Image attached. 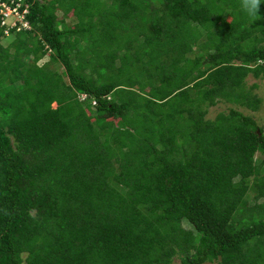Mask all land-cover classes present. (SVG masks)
Instances as JSON below:
<instances>
[{
    "label": "trees",
    "instance_id": "obj_1",
    "mask_svg": "<svg viewBox=\"0 0 264 264\" xmlns=\"http://www.w3.org/2000/svg\"><path fill=\"white\" fill-rule=\"evenodd\" d=\"M2 1L0 264H264V0Z\"/></svg>",
    "mask_w": 264,
    "mask_h": 264
},
{
    "label": "rangeland",
    "instance_id": "obj_2",
    "mask_svg": "<svg viewBox=\"0 0 264 264\" xmlns=\"http://www.w3.org/2000/svg\"><path fill=\"white\" fill-rule=\"evenodd\" d=\"M69 16L67 18H64L65 21L67 22V24H73L76 22L75 17L71 14V12L68 13ZM57 15L59 17H63V13L61 10H57ZM15 19V17L13 15L8 16L7 17V21L10 22V24L13 22V20ZM2 43L5 45L8 43V41H5L3 39ZM8 40V39H7ZM45 60H47V57H44L42 60H40L38 63L41 64L43 63ZM54 68V67H53ZM59 69V68H58ZM255 84L256 86H254V88L252 89V91L254 93H256L260 98H261V103L259 106V109L256 111H252L246 107H239L244 113L246 114H250L252 115L255 120L257 121V123L259 125H261L264 128V76H259V77H255L252 74H249L246 78H245V85L248 87H250V85ZM55 104L53 103V106ZM233 106V104L231 103H227L224 101H220L218 102L216 105L209 107L208 109V114L207 117L213 118V116L218 112V111H222V110H226L228 109L229 106ZM256 159L258 160L259 157V153H256ZM261 159V158H259ZM262 171H264V166H262ZM183 226L186 228H191V225L189 222H187L186 220L183 221ZM171 264H181L180 263V259L176 256L175 258H173L172 263ZM204 264H213V263H209L206 262Z\"/></svg>",
    "mask_w": 264,
    "mask_h": 264
},
{
    "label": "built area",
    "instance_id": "obj_3",
    "mask_svg": "<svg viewBox=\"0 0 264 264\" xmlns=\"http://www.w3.org/2000/svg\"><path fill=\"white\" fill-rule=\"evenodd\" d=\"M19 2L13 6L7 4L5 1L0 0V19H1V25L4 24L6 26H13L18 21L21 22L22 26H26L25 21L23 20V13L26 10H23L22 12L19 11ZM13 15L15 19L10 24V22L7 21V17ZM19 28V26H18ZM7 32V28L5 30Z\"/></svg>",
    "mask_w": 264,
    "mask_h": 264
},
{
    "label": "clouds",
    "instance_id": "obj_4",
    "mask_svg": "<svg viewBox=\"0 0 264 264\" xmlns=\"http://www.w3.org/2000/svg\"><path fill=\"white\" fill-rule=\"evenodd\" d=\"M262 0H241V7L249 15H257L260 12Z\"/></svg>",
    "mask_w": 264,
    "mask_h": 264
}]
</instances>
